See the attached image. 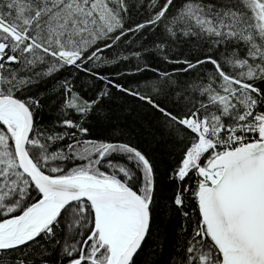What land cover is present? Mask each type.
I'll list each match as a JSON object with an SVG mask.
<instances>
[{"label":"snow or ice","instance_id":"snow-or-ice-1","mask_svg":"<svg viewBox=\"0 0 264 264\" xmlns=\"http://www.w3.org/2000/svg\"><path fill=\"white\" fill-rule=\"evenodd\" d=\"M0 264H264V0H0Z\"/></svg>","mask_w":264,"mask_h":264}]
</instances>
